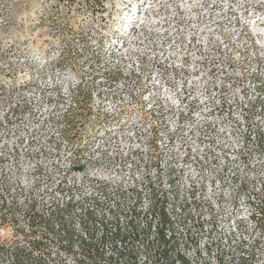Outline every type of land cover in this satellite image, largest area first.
<instances>
[{
    "label": "rangeland",
    "instance_id": "1",
    "mask_svg": "<svg viewBox=\"0 0 264 264\" xmlns=\"http://www.w3.org/2000/svg\"><path fill=\"white\" fill-rule=\"evenodd\" d=\"M163 210L159 264H264V0H0V264H126L80 217Z\"/></svg>",
    "mask_w": 264,
    "mask_h": 264
},
{
    "label": "trees",
    "instance_id": "2",
    "mask_svg": "<svg viewBox=\"0 0 264 264\" xmlns=\"http://www.w3.org/2000/svg\"><path fill=\"white\" fill-rule=\"evenodd\" d=\"M80 218L79 225L84 228V239L79 238L78 247L80 248V255L84 258L92 256L91 259H93L96 255H98V251L94 249L90 239L96 225H98L102 230V239L104 240L108 235H110V239L113 240L111 243L114 247L111 249V253L113 252V255L119 259L120 257L124 258L126 264H137L136 258L133 257L132 247L135 242H139L140 240L145 245L146 253L153 252V256L150 259L152 264H159L161 261H168L165 257H167V251L171 247L170 243L172 234L169 231L165 232L167 229L165 230V228L162 227L163 224L166 225L169 222V217L164 214V210L158 218L159 228H156L154 231V241L148 240L149 235L147 232H149L152 228H155L150 224H145L143 230H139L138 225L131 219L126 222L124 227H120L117 223L107 224L108 222L105 220L104 216H102V219L99 220L100 222H97L96 215L92 211H85L83 216ZM108 225H110V230H108ZM56 227H58V224H56ZM61 233H63L65 240L68 239L69 235L72 237L67 229L61 230ZM116 245L122 249L121 252L117 251ZM122 252L124 253L122 254ZM110 260H112V257ZM176 261L180 264L185 263L184 257L178 254Z\"/></svg>",
    "mask_w": 264,
    "mask_h": 264
},
{
    "label": "bare ground",
    "instance_id": "3",
    "mask_svg": "<svg viewBox=\"0 0 264 264\" xmlns=\"http://www.w3.org/2000/svg\"><path fill=\"white\" fill-rule=\"evenodd\" d=\"M136 7H137V5H135L133 8H132V5L131 4H129L128 6H125L123 9H121L120 10V13L121 14H130V15H132V12H133V15H132V18L129 20V22L128 23H133L134 22V18H135V16H134V12H136ZM129 10V11H128ZM126 11H128V12H126ZM124 17V16H123ZM124 19V18H123ZM124 23H126V22H124ZM171 86V85H170ZM174 85H172L171 87H173ZM182 86L183 87H186V85H185V83H182ZM191 87H193L192 85H190ZM203 105V104H202ZM197 111V110H196ZM200 111V110H199ZM206 114V113H205ZM205 114H202V112L197 116V118H195V119H192V118H190L188 121L189 122H191V123H195V124H201V123H205V119L206 118H204V116H205ZM182 122V121H181ZM194 124V125H195ZM198 128V127H197ZM196 129V128H195ZM178 130V129H177ZM176 130V131H177ZM181 132H185V130H183V131H181ZM191 132V131H190ZM173 133L174 132H172V134L171 135H173ZM178 133V132H177ZM176 134V133H175ZM184 135H186V134H184ZM179 139H181V138H179ZM186 140V139H185ZM180 144V143H179ZM188 144H189V142H188ZM191 145V144H190Z\"/></svg>",
    "mask_w": 264,
    "mask_h": 264
}]
</instances>
